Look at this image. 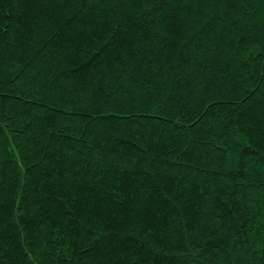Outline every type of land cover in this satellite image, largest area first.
Masks as SVG:
<instances>
[{
  "label": "trees",
  "instance_id": "obj_1",
  "mask_svg": "<svg viewBox=\"0 0 264 264\" xmlns=\"http://www.w3.org/2000/svg\"><path fill=\"white\" fill-rule=\"evenodd\" d=\"M0 264H264V0H0Z\"/></svg>",
  "mask_w": 264,
  "mask_h": 264
}]
</instances>
